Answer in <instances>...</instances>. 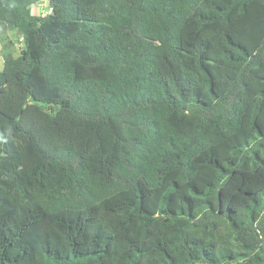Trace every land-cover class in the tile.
Returning <instances> with one entry per match:
<instances>
[{
    "label": "trees",
    "instance_id": "1",
    "mask_svg": "<svg viewBox=\"0 0 264 264\" xmlns=\"http://www.w3.org/2000/svg\"><path fill=\"white\" fill-rule=\"evenodd\" d=\"M38 1L0 0V264H264V0Z\"/></svg>",
    "mask_w": 264,
    "mask_h": 264
},
{
    "label": "rangeland",
    "instance_id": "2",
    "mask_svg": "<svg viewBox=\"0 0 264 264\" xmlns=\"http://www.w3.org/2000/svg\"><path fill=\"white\" fill-rule=\"evenodd\" d=\"M47 9H48L47 0H39L36 3V5L34 6L33 11H35L37 13H40V14H45ZM8 39L11 40V42L13 44H15V45L11 44L13 46V47L11 46V48L7 44V43H9ZM1 42L4 44V47L0 46V70L3 67V54L5 52H8V50H9L14 55H18L19 51H20V47L17 46V44H18V34L15 32L14 29L9 31L8 38H3L2 31H0V45H1ZM20 45H21V43H20Z\"/></svg>",
    "mask_w": 264,
    "mask_h": 264
},
{
    "label": "crops",
    "instance_id": "3",
    "mask_svg": "<svg viewBox=\"0 0 264 264\" xmlns=\"http://www.w3.org/2000/svg\"><path fill=\"white\" fill-rule=\"evenodd\" d=\"M3 27L2 26H0V31H2V35H3V38H8V33H9V31L10 30H8V29H2ZM16 32V31H15ZM5 34V35H4ZM5 36V37H4ZM20 38L18 37V44H17V46H19V47H21V45H20ZM8 41H9V43H7L8 44V46H10V48H11V46L12 45H15V44H13L12 42H11V40H9L8 39ZM12 44V45H11ZM1 47H4V44L1 42V45H0ZM13 47V46H12ZM9 51V50H8ZM14 55V54H13ZM16 56V55H15Z\"/></svg>",
    "mask_w": 264,
    "mask_h": 264
},
{
    "label": "built area",
    "instance_id": "4",
    "mask_svg": "<svg viewBox=\"0 0 264 264\" xmlns=\"http://www.w3.org/2000/svg\"><path fill=\"white\" fill-rule=\"evenodd\" d=\"M50 11H51V8H48L47 11H46V13H49Z\"/></svg>",
    "mask_w": 264,
    "mask_h": 264
}]
</instances>
